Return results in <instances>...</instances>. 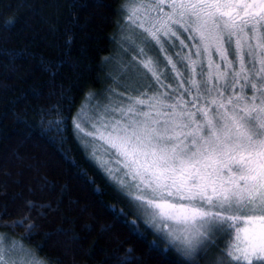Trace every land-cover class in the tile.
I'll use <instances>...</instances> for the list:
<instances>
[{"label":"snow or ice","instance_id":"6c2138e0","mask_svg":"<svg viewBox=\"0 0 264 264\" xmlns=\"http://www.w3.org/2000/svg\"><path fill=\"white\" fill-rule=\"evenodd\" d=\"M131 3L128 20L137 17L141 32L129 47L144 59L132 57L125 71L140 82L137 95L96 111L90 130L73 118L77 139L98 160L96 142L107 145L117 165L102 160L109 180L184 256L223 236L221 264H264V0ZM145 48L165 53L167 76ZM53 123L55 131L62 121ZM130 257L116 259L134 264ZM0 264L40 262L22 246L5 247L0 234Z\"/></svg>","mask_w":264,"mask_h":264},{"label":"trees","instance_id":"16d2710c","mask_svg":"<svg viewBox=\"0 0 264 264\" xmlns=\"http://www.w3.org/2000/svg\"><path fill=\"white\" fill-rule=\"evenodd\" d=\"M124 3L0 0V234L48 264H118L128 250L134 264H202L155 234L74 132L109 83Z\"/></svg>","mask_w":264,"mask_h":264},{"label":"rangeland","instance_id":"374dc122","mask_svg":"<svg viewBox=\"0 0 264 264\" xmlns=\"http://www.w3.org/2000/svg\"><path fill=\"white\" fill-rule=\"evenodd\" d=\"M132 8H133V4L131 3V0H125L118 26V32H117V38H116L117 48H115L114 55H112L106 61V64L111 68V70L110 71L108 70L107 72V81H109L108 85L106 86L104 91L100 93L101 94L100 96L94 94L85 98L75 116L76 121L80 122L82 127H84L86 130H90L88 128V124L86 123V121L94 117L96 115V111L103 112L104 108L109 105L119 106L122 104H127L129 96L137 95V93L131 91V89L140 87V82L136 80H129L128 79L129 74L125 71V69L129 66L130 62L135 63L136 61H140L141 59H144L143 57L139 56L137 52L133 51L131 47H129V45L133 41H135L137 44L140 43V32H141V30L135 26L137 22V17L133 16L130 21L128 20V15L129 12L132 10ZM179 35H180V39H185L184 34L181 33ZM185 42L187 43L186 40ZM125 49H127V52H125ZM145 51L147 52V55L152 58L153 62L158 64V71H162L164 75L167 76L171 66L163 61V57L165 53H160L156 50L149 51L147 48H145ZM166 54L172 56L173 61L176 60L174 51L172 49H170V51L168 49ZM132 57H135L136 61H132ZM177 67L180 68L178 65ZM139 70L140 69H137V71ZM181 70L183 71V69ZM161 79L164 81L165 84H171L172 87L175 88L176 85L173 82V80L164 79V76H162ZM147 82L148 81H145V83ZM112 83L114 85L110 86ZM154 87L156 86L154 85ZM185 87H187V85H185ZM142 90L148 91L149 94L152 93V89L145 88ZM164 91H169V90L164 89ZM185 99H188V97L186 96ZM96 143L98 147L97 156L100 157L101 159L98 160L92 157L91 147L86 149V151L90 156V158L92 159V161L96 164V166L105 175H107L105 167L101 166L102 160L107 159L112 164L113 167H117V165L114 163L111 155H105L104 149L107 147V145H105L103 141L100 140H98ZM141 218L145 221V223H147L149 226H151L154 229V225L151 224V221L148 217H141ZM2 236L3 239L5 240V247H7L8 242L15 243L17 244L18 249L20 246H22L23 249L25 250V253L34 254L35 257L38 258L40 264H48L45 260L38 257V255L33 250H31L26 245H23V243L20 242V240L9 239L5 235ZM226 243H227L226 237L223 236L217 237L215 239L214 244L209 245L207 248L203 250L198 249L191 257H186V256L185 257L192 261H195L196 258H199L202 260V264H221V261L226 262L227 260V257H224L222 255L223 250L226 247ZM167 245L177 250L176 246L170 245L168 243ZM12 256L14 259L18 258L19 251H17V253L12 254ZM253 264H257V262L254 261Z\"/></svg>","mask_w":264,"mask_h":264}]
</instances>
